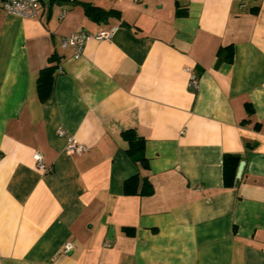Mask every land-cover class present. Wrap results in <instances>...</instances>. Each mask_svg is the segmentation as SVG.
<instances>
[{"label":"crops","instance_id":"0c3cea01","mask_svg":"<svg viewBox=\"0 0 264 264\" xmlns=\"http://www.w3.org/2000/svg\"><path fill=\"white\" fill-rule=\"evenodd\" d=\"M114 28L79 58L63 46ZM71 136L89 151L68 154ZM226 154L246 163L233 188ZM136 175L151 195L125 193ZM0 264H264V0H42L36 19L0 4Z\"/></svg>","mask_w":264,"mask_h":264},{"label":"trees","instance_id":"16d2710c","mask_svg":"<svg viewBox=\"0 0 264 264\" xmlns=\"http://www.w3.org/2000/svg\"><path fill=\"white\" fill-rule=\"evenodd\" d=\"M87 14L97 21H102L112 16L120 17L117 11H104L98 7L83 4ZM227 51L224 59L233 62L234 51L232 47H228L221 52ZM59 58L53 55L49 59V66L42 70L38 81V92L42 102H47L52 95L55 75L59 71ZM125 141L128 143L127 153L129 157L136 163H140L144 168H148L149 161L145 154L146 140L138 135L135 130L127 131L123 134ZM242 159L238 155L226 154L224 157V183L226 188H233L237 182V173ZM141 177L136 175L125 183V193L127 195H151L154 189L148 179L143 180V188L139 190ZM131 234L132 229H126Z\"/></svg>","mask_w":264,"mask_h":264},{"label":"built area","instance_id":"2783aa9c","mask_svg":"<svg viewBox=\"0 0 264 264\" xmlns=\"http://www.w3.org/2000/svg\"><path fill=\"white\" fill-rule=\"evenodd\" d=\"M242 6L248 0H238ZM41 3L42 0H0V4L6 10L8 14L15 15L21 17L23 19H36L39 18L41 12ZM64 15H62V18ZM116 29L104 30L97 34H89L87 32H79L69 37H65L63 39L64 48H72L74 50V58H79L82 56L85 45L91 39H96L98 41H107L111 40ZM61 68L59 67V72ZM189 73L192 75L190 86L197 88L199 86V80L197 75L191 69H187ZM58 135L60 137L68 136L67 131L64 129H60L58 131ZM67 152L70 155L81 156L89 151V147L77 142V140L71 136L69 137V142L67 145ZM34 159L38 164V168L41 170H45L46 172H51L50 168H47L44 157L40 153H36L34 155ZM73 249L71 244H67L64 253H69Z\"/></svg>","mask_w":264,"mask_h":264},{"label":"water","instance_id":"95a60500","mask_svg":"<svg viewBox=\"0 0 264 264\" xmlns=\"http://www.w3.org/2000/svg\"><path fill=\"white\" fill-rule=\"evenodd\" d=\"M245 165L246 163L245 162H241L240 166H239V169H238V173H237V181L239 183V181L241 180L242 178V175H243V172H244V168H245ZM113 229H111L110 231V236L113 234Z\"/></svg>","mask_w":264,"mask_h":264}]
</instances>
